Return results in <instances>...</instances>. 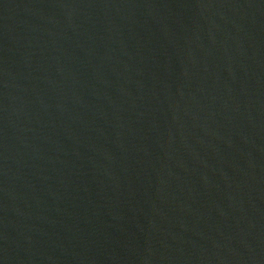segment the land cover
Masks as SVG:
<instances>
[{
	"label": "water",
	"instance_id": "water-1",
	"mask_svg": "<svg viewBox=\"0 0 264 264\" xmlns=\"http://www.w3.org/2000/svg\"><path fill=\"white\" fill-rule=\"evenodd\" d=\"M0 264H264V0H0Z\"/></svg>",
	"mask_w": 264,
	"mask_h": 264
}]
</instances>
